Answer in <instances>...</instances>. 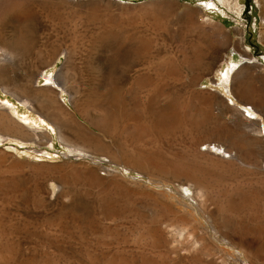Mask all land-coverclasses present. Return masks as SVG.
Wrapping results in <instances>:
<instances>
[{
  "label": "rangeland",
  "instance_id": "1",
  "mask_svg": "<svg viewBox=\"0 0 264 264\" xmlns=\"http://www.w3.org/2000/svg\"><path fill=\"white\" fill-rule=\"evenodd\" d=\"M223 1L0 0V101L39 124L4 113L34 137L0 128V264H264V0ZM227 60L233 95L217 86ZM60 73L57 98L95 134L62 127L84 153L41 106ZM181 161L206 193L152 164ZM151 180L208 228L149 197Z\"/></svg>",
  "mask_w": 264,
  "mask_h": 264
},
{
  "label": "bare ground",
  "instance_id": "2",
  "mask_svg": "<svg viewBox=\"0 0 264 264\" xmlns=\"http://www.w3.org/2000/svg\"><path fill=\"white\" fill-rule=\"evenodd\" d=\"M222 1V0H221ZM225 2V0L223 1ZM212 6H215L214 4H212ZM4 53V56L8 58V52L6 50L3 51ZM228 61V60H227ZM255 63H258V61L256 60H252V64H255ZM240 65H238L236 62H234L233 60L231 61H228V68L226 69L225 73L222 72V76H221V79H220V82L219 84L217 85L218 87H221L223 90L225 89L228 93L232 94L233 95V79L235 77V74L242 69V68H239ZM1 73V72H0ZM237 73V74H238ZM231 74H234L233 78H231ZM2 78V77H1ZM68 78L65 76V74H62L60 73L57 77L53 78V77H49V76H46V82L43 86H41L38 91L39 93L42 95L41 96V106L46 110L47 112V117L52 121L54 122L60 129H61V135L62 137L64 138V140L66 142H68V145L71 147V148H74L75 150H79L81 151L82 153H84L86 151V148H84L83 146L79 145V144H76L75 142H73L71 140V138L67 137L65 135V133L62 131V127L64 126L65 129L67 130V133L68 134H71V135H77L78 136V133L76 131V129L78 130H81L83 133H88L90 135H95L91 130H89L87 127H85L83 124H81L77 119L76 117L73 115L71 109L65 105H63L59 99L57 98V91L55 90V88L53 87L54 85H57L58 87L62 88L63 90H67L68 89ZM235 83V82H234ZM216 84V83H214ZM139 86V85H138ZM252 89V88H251ZM249 90V88H246L245 89V94L249 95L250 94V91L252 90ZM26 99V98H24ZM21 100L20 103L21 105L23 106H28L29 108L31 107V102L26 99V100ZM35 102V101H34ZM206 102V101H205ZM121 103V102H120ZM39 104V103H38ZM75 109L81 114L79 108L77 105H75V103L73 104ZM170 106V104H169ZM167 105H162L161 106V111H165L167 108ZM0 128L4 129L5 131H12V132H15V133H18V134H21V135H27L29 138H33L34 135H31L30 136V133H25L23 130H20L19 128L17 129L16 126H13L14 125V120L11 115H13V117L15 118H19L21 119L23 122H26L28 124V127L29 130L31 129H35L36 126H39L38 124V120H33V123H28V119L25 115H21L19 110H18V107L12 103L10 100H8L7 102H2L0 101ZM2 109H6V112H2L3 110ZM252 109V112L250 111H247L249 114H250V120L252 121H256L257 118L259 117L257 111L251 107ZM9 110L11 115L8 113L7 116L4 115V113H7ZM171 111V110H170ZM39 112V111H38ZM175 112H173L172 114H174ZM185 113V112H184ZM189 113V112H188ZM46 115V114H45ZM163 115V114H162ZM171 115V114H170ZM196 116V115H195ZM11 120H10V118ZM85 117V115H84ZM162 117V116H161ZM194 117V116H192ZM197 117V116H196ZM194 117V118H196ZM31 118V117H30ZM105 118V117H104ZM41 120L43 121H46L44 118H40ZM47 119V118H46ZM40 120V121H41ZM48 120V121H50ZM109 120V119H108ZM165 121V120H164ZM163 121V122H164ZM187 121V120H186ZM260 121V119H259ZM31 122V121H29ZM51 122V123H52ZM167 122V121H166ZM197 122V120H196ZM195 122V123H196ZM18 123H20L21 126L25 127V125L22 124V122L18 121ZM194 123V124H195ZM12 124V125H11ZM113 124V123H111ZM260 124V123H259ZM54 125V124H53ZM169 125V124H168ZM96 126V125H95ZM108 127V126H107ZM59 129V130H60ZM64 129V128H63ZM64 129V130H65ZM103 130V129H102ZM139 129L138 128H135V131H138ZM29 132V131H28ZM262 132H264V130L261 129V134ZM24 133V134H23ZM16 135V134H15ZM20 136V135H19ZM69 136V135H68ZM76 137V136H75ZM262 138H264V135L261 136ZM41 138V137H40ZM207 145H211V144H207ZM256 146V145H255ZM3 147V146H2ZM10 148V147H9ZM8 148V149H9ZM14 149V148H13ZM11 150V149H10ZM16 150V149H15ZM202 155L204 156H211V158H213V156L215 158H221L219 157L221 155V151H219L216 147H207L206 149H202ZM88 152V151H87ZM123 152V151H122ZM121 153V152H120ZM224 154V153H223ZM124 155V154H123ZM143 155V154H142ZM225 155V154H224ZM153 156V155H152ZM148 157V156H147ZM157 157V156H156ZM233 157V156H232ZM231 156L229 157V159L232 158ZM160 158V157H159ZM157 158V159H159ZM137 159V158H136ZM181 159V158H180ZM206 159V158H204ZM81 160V159H80ZM148 159H142L141 156L140 158L137 160L140 164H145V163H148L147 162ZM179 160V159H178ZM159 161V160H158ZM215 161V160H213ZM212 161V162H213ZM154 162V161H153ZM152 164H155L153 166H155L156 168L160 169V170H166L167 172L170 171L172 174L174 175H177V176H182L185 178V180L187 182H191L192 185H194L196 187V189H198L199 191H201V193H206L205 190H206V185H205V178H204V175L202 174H205V173H202L204 172L203 170H200V169H195L197 168L195 166L192 167L190 164H185V163H182V161L179 163V162H176L174 164H167V165H160L156 163H153ZM161 163V162H160ZM192 163V162H191ZM198 163V162H197ZM196 163V165H197ZM151 164V163H150ZM163 164V163H162ZM165 164V163H164ZM133 165V164H132ZM147 166V165H146ZM151 166V165H150ZM194 166V164H193ZM198 166V165H197ZM138 167V166H137ZM143 167V166H142ZM200 167V165L198 166ZM153 168V167H152ZM229 168V167H228ZM155 170V169H154ZM200 170V171H199ZM228 170V169H227ZM157 172V170H155ZM163 172V171H162ZM170 173V174H171ZM118 174V173H117ZM150 174V173H149ZM155 174V173H154ZM163 174V173H162ZM159 175V174H158ZM168 175V174H167ZM207 175V174H205ZM219 175V174H218ZM122 176L124 179V177H126L125 174L122 173ZM176 176V177H177ZM213 176V175H212ZM211 176V177H212ZM216 176V175H215ZM214 176V178H215ZM160 177V176H159ZM208 176H206L207 178ZM210 177V178H211ZM210 178H208L207 180H209ZM213 178V177H212ZM211 178V179H212ZM225 180V178H224ZM126 181V180H125ZM129 181V180H128ZM132 181L133 183H141V182H136L135 180H130ZM140 181V180H138ZM142 181V180H141ZM213 181V179H212ZM209 183V182H208ZM206 183V184H208ZM231 183V182H230ZM220 184V183H219ZM228 184V183H227ZM226 184V185H227ZM148 187L153 189V192L152 193H147L149 197L153 198L156 202L159 201L158 198L162 197L161 199H165L167 201H169L171 204H166L167 201H165V206L164 207H167V208H172L173 207V213L176 212L175 215H177L178 213H182V217H180L182 219L183 222H188V217L190 219H193L194 221H199L203 226L207 227L208 228V223L207 222H203L201 220V218H199V213H198V210L196 209V207H194L193 205L189 204L186 199L184 198H179L177 195H175L174 193H172L171 191H168L166 190L165 188L169 187V185H161L160 183H157L153 180H151L148 184ZM209 185V184H208ZM212 186V185H211ZM150 189V190H151ZM155 190V191H154ZM225 190V189H224ZM157 191V192H156ZM159 195V197L156 196V193ZM146 194V196H147ZM224 194V193H223ZM161 195V196H160ZM204 195V194H203ZM164 201V200H163ZM155 202V203H156ZM159 204V203H158ZM162 204V203H161ZM164 205V204H162ZM237 207V206H236ZM160 208V207H159ZM169 208V209H170ZM237 209V208H236ZM238 210V209H237ZM172 211V210H171ZM169 213V212H168ZM174 215V214H173ZM180 215V214H179ZM176 217V216H175ZM179 218V217H178ZM221 222V220H220ZM222 222L224 224L227 225L228 221L224 218H222ZM199 223V224H200ZM222 223V224H223ZM210 225V224H209ZM158 229V228H157ZM159 230V229H158ZM196 233V232H195ZM156 236H157V233H156ZM227 251H233V249L231 247H221ZM261 254L264 255V246L261 247V250L259 251ZM240 253V252H239ZM243 257H245V255L243 253H240Z\"/></svg>",
  "mask_w": 264,
  "mask_h": 264
},
{
  "label": "water",
  "instance_id": "3",
  "mask_svg": "<svg viewBox=\"0 0 264 264\" xmlns=\"http://www.w3.org/2000/svg\"><path fill=\"white\" fill-rule=\"evenodd\" d=\"M139 180H142V179H139ZM144 181V180H143ZM145 182H148V181H145Z\"/></svg>",
  "mask_w": 264,
  "mask_h": 264
}]
</instances>
